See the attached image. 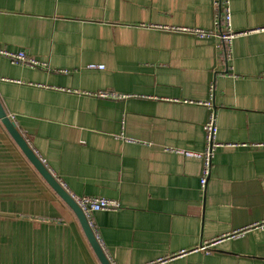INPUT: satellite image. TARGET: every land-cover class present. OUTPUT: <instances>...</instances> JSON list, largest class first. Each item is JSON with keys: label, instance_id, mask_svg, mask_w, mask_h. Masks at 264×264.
<instances>
[{"label": "crops", "instance_id": "crops-1", "mask_svg": "<svg viewBox=\"0 0 264 264\" xmlns=\"http://www.w3.org/2000/svg\"><path fill=\"white\" fill-rule=\"evenodd\" d=\"M213 1L0 0V48L48 66L0 55V102L71 195L120 203L93 217L115 264H264V0H230V60L172 30L213 29ZM102 90L127 97L84 94ZM211 97L223 145L203 193L202 160L165 148L204 151L210 112L185 101ZM0 264H101L1 121Z\"/></svg>", "mask_w": 264, "mask_h": 264}, {"label": "built area", "instance_id": "built-area-1", "mask_svg": "<svg viewBox=\"0 0 264 264\" xmlns=\"http://www.w3.org/2000/svg\"><path fill=\"white\" fill-rule=\"evenodd\" d=\"M213 6L216 10V21L215 26L211 30H204L200 28H173L172 30L189 33L194 36H197L201 39L212 38L217 40V48L221 50L222 56L226 60H230V56L232 55L233 42L237 36L242 33L235 32L232 28V16H231V7L230 0H214ZM219 50V51H220ZM0 55L8 58L13 64L27 66L31 68L38 69H46L48 68L45 62H41L40 60L29 56L24 50H20L17 52L8 51L0 48ZM221 56V54H220ZM89 69H99L103 70L105 68L104 65L90 64L88 66ZM213 89V87H212ZM77 94H80L78 91H74ZM88 96H94L99 98L113 99V100H121L127 97V95L119 94L117 92L112 91H98L95 93L87 92L84 93ZM187 103L199 104L205 106L209 112V118L206 124L204 125L205 131V140L206 145L203 152H192L187 150H178L175 148H165L167 152L179 153L189 158H199L203 162L202 175L200 178V189L203 193H205L209 178L211 176L212 167H213V158L216 150L221 147L223 144H220L217 141V133H218V117L214 106L213 98L211 97L209 100L204 102H194L188 101ZM9 119L14 121L13 115H8ZM36 153V152H35ZM40 158V157H39ZM41 162L48 168V170L53 174V176L58 180V182L66 189L64 183H62L61 179L54 174L52 169L48 166L46 160L44 158H40ZM73 199L76 201L77 205L82 210L85 215L87 222L93 231L95 238L103 248L101 236L98 232L97 226L93 219L94 214L99 211H118L121 208V205L116 200H110L105 198H96L90 196H82L75 197ZM252 228H258L264 230V220L260 223L253 224ZM250 228H245L242 230L231 232L221 238L215 239L212 242L205 243L202 247V251H209V247L217 244L221 240L225 239H237L244 235V233ZM104 250V248H103ZM111 264H115L111 262Z\"/></svg>", "mask_w": 264, "mask_h": 264}, {"label": "water", "instance_id": "water-1", "mask_svg": "<svg viewBox=\"0 0 264 264\" xmlns=\"http://www.w3.org/2000/svg\"><path fill=\"white\" fill-rule=\"evenodd\" d=\"M0 121L5 126L9 134L19 145L23 153L27 156L30 162L40 172V174L46 179V181L52 186L57 194L72 208L76 214L79 222L83 228V231L90 242L95 254L97 255L101 264H111L108 260L103 248L95 238L93 231L91 230L85 215L83 214L72 195L58 182L48 168L41 162L40 158L35 154L34 150L29 146L24 136L18 131L16 124L9 119L0 102Z\"/></svg>", "mask_w": 264, "mask_h": 264}]
</instances>
